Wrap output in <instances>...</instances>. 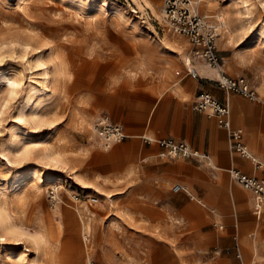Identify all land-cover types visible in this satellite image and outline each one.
<instances>
[{"label": "rangeland", "instance_id": "rangeland-1", "mask_svg": "<svg viewBox=\"0 0 264 264\" xmlns=\"http://www.w3.org/2000/svg\"><path fill=\"white\" fill-rule=\"evenodd\" d=\"M160 6L161 0H0V264H17L15 253L23 264L200 259L201 252L185 249L184 234H161L181 222L128 197L119 173L110 177L112 168L97 161L105 149L94 123L100 115L113 121L99 109L102 94L154 86L164 67L187 72L183 55L196 62L187 39L154 14ZM201 10L222 18L220 56L234 54L240 75L264 100L263 0H209ZM35 233L43 238L38 256L24 238ZM164 242L170 250H162Z\"/></svg>", "mask_w": 264, "mask_h": 264}, {"label": "crops", "instance_id": "crops-1", "mask_svg": "<svg viewBox=\"0 0 264 264\" xmlns=\"http://www.w3.org/2000/svg\"><path fill=\"white\" fill-rule=\"evenodd\" d=\"M188 59L181 57L185 66ZM221 59L228 76H242L234 54L227 52ZM196 68V78L185 67L180 72L164 67L154 86L104 92L99 109L121 124L128 137L97 154V161L112 168L108 175L119 173L120 187L128 197L151 204L164 218L181 222L180 226L163 227L161 234L168 239L184 234L185 249L191 254L201 252L200 259L192 254L186 264H264V210L253 214L251 193L233 182L227 169L233 167L249 175L259 172L248 158L229 152L227 133L214 116L193 108L201 93L227 100L232 126L243 130L242 145L264 160V100L251 101L227 92L217 86L216 70L201 63ZM144 138L183 141L205 157L161 158L158 144ZM176 183L184 184L187 192H174ZM168 245L164 242L162 250H170Z\"/></svg>", "mask_w": 264, "mask_h": 264}, {"label": "built area", "instance_id": "built-area-1", "mask_svg": "<svg viewBox=\"0 0 264 264\" xmlns=\"http://www.w3.org/2000/svg\"><path fill=\"white\" fill-rule=\"evenodd\" d=\"M206 0H161L160 15L164 26L173 32L184 36L191 46L192 56L196 62L191 63L187 73L193 77H199L196 64L203 62L209 68L217 71L215 82L217 86L227 92L236 93L251 101H262L257 89L243 76L230 77L222 70V59L216 45V39L221 29V21L215 15L204 13L201 8ZM193 108L204 111L215 117L218 126L227 133L228 149L231 153H239L248 158L259 175H249L240 170L230 167L227 169L229 178L249 191L253 197L251 209L253 214L259 215L264 210V160L253 156L241 143L243 130L232 126L230 120V105L227 100L220 101L208 93L199 94ZM96 133V143L99 147L107 150L113 144L121 142L128 137L122 125L111 121L108 116L100 115L93 127ZM94 133V134H95ZM146 142H156L160 147L159 157L165 159L173 158H196L202 159L205 155L191 148L183 141L173 138L153 140L144 138ZM174 192H187L184 184L176 183L172 186ZM57 187L49 189V197L55 201ZM79 194L73 200H78ZM95 197L90 198L94 203ZM239 257V252H237ZM92 264V263H91Z\"/></svg>", "mask_w": 264, "mask_h": 264}, {"label": "bare ground", "instance_id": "bare-ground-1", "mask_svg": "<svg viewBox=\"0 0 264 264\" xmlns=\"http://www.w3.org/2000/svg\"><path fill=\"white\" fill-rule=\"evenodd\" d=\"M133 1H134L136 4H138V0H133ZM142 1H145V0H142ZM208 4H209V0H208V2H207V4H206L207 7H208ZM203 5H204V4H203ZM203 5H202V6H203ZM263 6H264V0H263ZM141 9H142V8H141ZM152 10H153L154 14L156 15V17H158L159 19H161L160 12L158 13L154 7L152 8ZM216 17L221 21V26H222V27H225V23H224V21L222 20V18H221L220 16H217V15H216ZM190 64H191V61L188 59V61L186 62L187 69L190 67ZM44 70H45V69H44ZM45 71H46V70H45ZM44 75H46V74H44ZM34 89H35V87H32V88H31L32 91H33ZM27 101H28V98H26L25 103H27ZM47 151L50 153L49 150H47ZM50 157H51L50 155H47V158H50ZM58 160H59V159H58ZM53 181H59V177H58V176H54V180H53ZM96 195H97V196H98V195H101V193H100V192H96ZM123 212H124V211H123ZM128 213H129V212H128ZM124 215L128 216V215H127V212H125ZM1 216H2V213H1V208H0V218H1ZM0 224L3 225V222L0 221ZM4 229H6V228H4ZM82 230H83V233H82L83 238L86 240V236H85L84 233H86V232L89 230L88 222H87V223H84ZM27 236L30 237V238L28 239ZM27 236L24 234V238L26 239V242H29V245H31L33 251H35V255L38 256V254H39V249L41 248L40 245H41V243H42V241H43L42 236H41L40 234H38V233L32 234V235H30V236L27 235ZM28 250H29L28 248L24 247V251H28ZM12 259H13L17 264H23L22 253H15V258H12ZM41 263H42V260H36V261H35V264H41Z\"/></svg>", "mask_w": 264, "mask_h": 264}, {"label": "snow or ice", "instance_id": "snow-or-ice-1", "mask_svg": "<svg viewBox=\"0 0 264 264\" xmlns=\"http://www.w3.org/2000/svg\"><path fill=\"white\" fill-rule=\"evenodd\" d=\"M18 87V86H17Z\"/></svg>", "mask_w": 264, "mask_h": 264}]
</instances>
